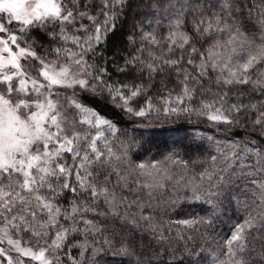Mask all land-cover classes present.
<instances>
[{
	"label": "snow or ice",
	"instance_id": "1",
	"mask_svg": "<svg viewBox=\"0 0 264 264\" xmlns=\"http://www.w3.org/2000/svg\"><path fill=\"white\" fill-rule=\"evenodd\" d=\"M125 5L126 0H0V264H94L107 251L136 255L137 237H147L152 249L137 264H264V148L252 140L234 141L219 159L212 156L199 183L183 184L190 192L185 201L209 205L212 212L165 226L139 197L151 200L154 191L181 181L162 162L137 164L128 148L114 150L105 132L115 136V124L82 99L104 95L137 117L156 111L243 123L264 137V101L244 104V93H233L247 86L264 96V0H156L157 26L167 21V35L141 31L139 44L135 35L128 37L135 47L118 70L135 69L148 81L132 85L109 83L107 69L89 63L115 31ZM33 33L58 46L38 45ZM157 76L175 85H164L158 108L147 96ZM206 79L218 90L205 88ZM139 96H146L143 107ZM233 186L250 192L245 214L209 252L207 233L215 231L221 197ZM69 193L65 206L61 201ZM81 232L85 240L74 243L72 235ZM71 248L80 250L79 257Z\"/></svg>",
	"mask_w": 264,
	"mask_h": 264
},
{
	"label": "trees",
	"instance_id": "2",
	"mask_svg": "<svg viewBox=\"0 0 264 264\" xmlns=\"http://www.w3.org/2000/svg\"><path fill=\"white\" fill-rule=\"evenodd\" d=\"M161 2H164V0H161ZM172 2L175 3V0H172ZM204 2L214 4L216 0H204ZM253 2L258 3V0H253ZM91 3H98V0H83V4ZM154 3H156V0H126L123 14L116 21L115 31L110 33L106 42L96 49L94 56L90 59L86 57V59H89V63L97 68L107 69L110 77L109 83H126L128 85L141 82L148 83L146 80H141L139 73L135 69L129 68L123 72L118 69L124 66L125 58L128 57L129 53H132L135 47L129 42V36L135 35L137 44H139V33L141 31H155L158 37L167 35V21L157 26V16L154 14L155 10L152 7ZM244 3L246 4L247 0H244ZM92 11L94 12L95 10L93 9ZM254 16L255 13L253 14ZM84 23L87 24V21L85 20ZM32 39L45 48L58 46L55 44L49 45L47 38L42 37L40 34L33 33ZM66 47L72 48L71 43H68ZM197 47H200V45H197ZM149 50L151 49L149 48ZM181 54L177 52V55ZM151 84L152 86L148 88L147 96L154 98V106L158 108L161 94L167 91V88H172L175 85L164 76H157ZM165 84H167V88L164 87ZM204 85L205 88L211 87L212 91L218 90L207 79L204 81ZM240 92L244 93V97L241 100L244 104L264 101V96H260L259 93H251V89L247 86H237L233 89V93L238 94ZM82 99L96 109L102 117L109 119L115 124L117 129L115 136L105 132V135L109 136V139L113 141L114 150L119 149L121 145L128 148L129 158L137 164L162 162L159 166L162 169H166L167 174L172 176L174 180L181 181V186L179 187L174 183H168L159 191H154L151 200H148L146 195L139 197L144 203L151 205L149 214L155 220L161 221L165 226L169 224V221L175 222L193 216H206L212 212V208L209 205L185 201V194H190V192L187 187L183 186L185 182L199 183L198 174L212 165V156H217L219 159V154L227 151L228 146L234 141L252 140L256 142L258 147L264 148V137L255 133L251 128L245 127L243 123L239 125L218 124L205 117L196 115L165 117L156 111L145 117H137L121 111L118 107H113L112 102L105 99L104 95L99 97L83 95ZM145 99L146 96L137 97V104L143 107ZM237 99L241 98L237 96ZM231 102H236V100ZM136 106L135 104L133 105V107ZM194 133L196 135H193ZM169 156H171V159L166 160L165 158ZM254 159L255 157H253ZM173 161L187 162V166L179 162L174 163ZM181 178L183 179L181 180ZM236 183H240V181H236ZM124 194L128 195L127 193ZM249 195L250 192L246 195L242 190H237L235 186L224 190L221 197V206L217 209L218 216L215 231L207 233L209 242H211L209 252L216 248L215 241H219L229 234L231 224L237 222L245 214L242 205L247 202ZM177 197H180L179 203L175 205L168 204L169 201H174ZM128 198L132 199L130 195H128ZM71 199V194H66V199L62 200L61 203L67 206V202ZM116 227L119 230V226L116 225ZM189 234L191 235L192 233L189 232ZM104 235L110 236L109 233ZM71 239L75 243L84 241L85 237L81 232L74 233ZM100 240L101 237L97 236L94 247L98 248L100 246ZM87 241L92 243V237H87ZM137 243L139 248L136 255L127 256L123 253L116 254L115 250L107 251L99 254L94 264H137V261L141 259L147 261L148 254L152 251V249H148L149 239L145 237L140 240L137 237ZM201 244L208 246V242L203 240ZM256 247L259 251L260 245L257 244ZM139 251H144L145 255L141 257ZM70 253L72 256L79 257L80 250L71 248ZM85 255L91 259L92 253L86 252ZM64 264H68V261L64 260ZM203 264H210V262L206 260L203 261Z\"/></svg>",
	"mask_w": 264,
	"mask_h": 264
},
{
	"label": "rangeland",
	"instance_id": "3",
	"mask_svg": "<svg viewBox=\"0 0 264 264\" xmlns=\"http://www.w3.org/2000/svg\"><path fill=\"white\" fill-rule=\"evenodd\" d=\"M22 63H23V61H22ZM25 67L26 68H32V64H31V62L29 63V64H27V65H25ZM62 94H64L65 93V90H63V89H58ZM72 92V90L71 89H68V90H66V94H68V95H71L70 93ZM33 264H36V262H33Z\"/></svg>",
	"mask_w": 264,
	"mask_h": 264
}]
</instances>
